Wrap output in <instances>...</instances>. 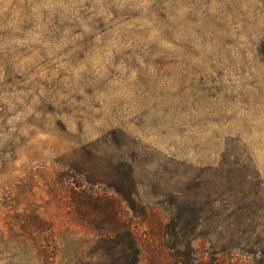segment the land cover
Wrapping results in <instances>:
<instances>
[{"label": "rangeland", "instance_id": "374dc122", "mask_svg": "<svg viewBox=\"0 0 264 264\" xmlns=\"http://www.w3.org/2000/svg\"><path fill=\"white\" fill-rule=\"evenodd\" d=\"M88 158L133 163L140 206L220 201L203 229L228 228L197 252L167 250L121 203L138 264H264V0H0V264L94 251L69 190L103 188L65 174ZM238 221L242 249L212 256Z\"/></svg>", "mask_w": 264, "mask_h": 264}, {"label": "trees", "instance_id": "16d2710c", "mask_svg": "<svg viewBox=\"0 0 264 264\" xmlns=\"http://www.w3.org/2000/svg\"><path fill=\"white\" fill-rule=\"evenodd\" d=\"M89 159L86 163H73L65 172L71 188L75 187L73 180H80L81 183L77 187L103 188V194L96 192L81 194L74 189L69 190L71 201L77 205L79 210V220L83 221L88 229L94 231L98 238L94 251L82 264H138L141 254L138 231L135 230L133 222L122 215L121 203L123 202L132 212V218H135L137 223L135 224L149 229L154 236L159 235L158 237H161L165 248L171 252H178L181 247L185 246L197 252L194 247L195 240L210 237L217 227L227 230L228 226L217 224H214L212 230L203 229V219H210V216L215 215L219 216L222 208L218 199L212 197L207 199L202 208L194 203H188L191 199L197 200L186 195H183L188 199H185V202H179L181 196H176L175 202H178L172 208L157 207L149 203L140 206L137 204L139 194L137 181L134 178L135 165L133 163L123 161V167H120L114 164L105 165L99 159ZM189 184L194 191L200 186L205 190L206 196L210 195L208 191L211 182L209 180L192 181L187 183V185ZM261 192L264 193V189H261ZM191 193L197 195L196 192ZM81 195L84 196L81 197ZM237 198L242 199V197H236V201ZM244 205L241 206L242 209ZM159 208L164 215L159 211ZM208 210L212 211L213 214L209 212L208 216L205 215ZM238 210H234L232 214L238 216ZM234 225L235 234L238 235L229 246H221L219 249L215 245L212 246L208 241L211 245L209 248L212 256H215L216 253L224 254L232 250L242 249L241 239H239L241 236L239 235L243 233V224L238 221ZM198 254L201 253L198 252ZM200 263L198 260V264Z\"/></svg>", "mask_w": 264, "mask_h": 264}]
</instances>
